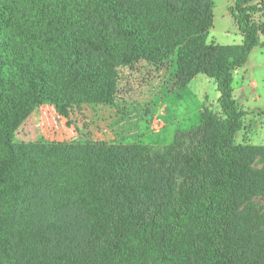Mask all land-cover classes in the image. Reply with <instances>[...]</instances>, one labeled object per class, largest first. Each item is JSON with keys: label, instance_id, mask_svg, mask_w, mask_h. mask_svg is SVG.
I'll list each match as a JSON object with an SVG mask.
<instances>
[{"label": "trees", "instance_id": "1", "mask_svg": "<svg viewBox=\"0 0 264 264\" xmlns=\"http://www.w3.org/2000/svg\"><path fill=\"white\" fill-rule=\"evenodd\" d=\"M214 10L0 0V264H264L245 210L264 198V147L237 143L247 113L233 90L264 36V0H235L241 45L209 42ZM175 60L179 90L205 75L220 97L173 145L24 140L45 107L79 129L82 104L141 102Z\"/></svg>", "mask_w": 264, "mask_h": 264}, {"label": "rangeland", "instance_id": "2", "mask_svg": "<svg viewBox=\"0 0 264 264\" xmlns=\"http://www.w3.org/2000/svg\"><path fill=\"white\" fill-rule=\"evenodd\" d=\"M214 2V27L209 42L241 45L243 37L231 11L235 0ZM249 61L235 73L233 83L234 97L247 113L237 143L264 147V36H260L259 46ZM175 71L176 60L170 61L151 82L144 83L141 87L143 99L139 103L119 106L82 104L79 129L73 124L68 126L69 121L57 116L52 108L40 109L25 128L28 137L24 140L62 144L173 145L176 135L202 124V109L219 111L220 97L216 80L205 75H199L179 90L175 84ZM181 91L183 93L179 95ZM245 210L248 219L264 231V198L256 197Z\"/></svg>", "mask_w": 264, "mask_h": 264}, {"label": "crops", "instance_id": "3", "mask_svg": "<svg viewBox=\"0 0 264 264\" xmlns=\"http://www.w3.org/2000/svg\"><path fill=\"white\" fill-rule=\"evenodd\" d=\"M250 62V61H249ZM195 80V79H194ZM184 91V90H183ZM181 93H183L182 91L180 92V94L179 95H181ZM202 110H204V109H202Z\"/></svg>", "mask_w": 264, "mask_h": 264}]
</instances>
